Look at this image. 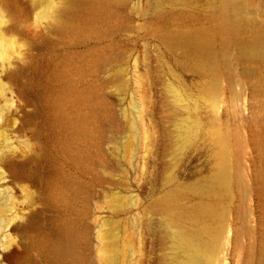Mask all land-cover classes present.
Wrapping results in <instances>:
<instances>
[{
    "label": "rangeland",
    "instance_id": "rangeland-1",
    "mask_svg": "<svg viewBox=\"0 0 264 264\" xmlns=\"http://www.w3.org/2000/svg\"><path fill=\"white\" fill-rule=\"evenodd\" d=\"M75 1L0 0V264H176L160 202L212 199L221 139L235 190L204 258L264 264V0H227L214 83L171 37L221 0H91L58 28Z\"/></svg>",
    "mask_w": 264,
    "mask_h": 264
},
{
    "label": "bare ground",
    "instance_id": "bare-ground-1",
    "mask_svg": "<svg viewBox=\"0 0 264 264\" xmlns=\"http://www.w3.org/2000/svg\"><path fill=\"white\" fill-rule=\"evenodd\" d=\"M89 1L91 0H77L66 4L55 15L54 24L58 28L68 27L77 11L85 7L86 9L91 8L92 5L86 4ZM94 1L99 2L100 0ZM232 7L229 1L221 0L218 6V19L214 25L191 28L171 37L190 60L208 74L210 83H214L220 71L221 52L218 42L221 46L233 35L234 26L230 17ZM75 125H78L77 120H75ZM227 146L226 142L221 139L217 170L202 185V190L210 194L212 199L199 200L196 203H181L179 197L183 190L178 188L160 202L161 209L169 214L170 224L175 227L172 234L174 246L183 254L182 259L176 264L209 263V260L204 258L203 251L214 243L217 233L216 223H219L224 215V202L235 190L234 174L227 161L229 158L227 153H230V148L227 149ZM186 222L189 226L184 225Z\"/></svg>",
    "mask_w": 264,
    "mask_h": 264
},
{
    "label": "clouds",
    "instance_id": "clouds-1",
    "mask_svg": "<svg viewBox=\"0 0 264 264\" xmlns=\"http://www.w3.org/2000/svg\"><path fill=\"white\" fill-rule=\"evenodd\" d=\"M9 24L6 12L0 8V34H3V29Z\"/></svg>",
    "mask_w": 264,
    "mask_h": 264
}]
</instances>
